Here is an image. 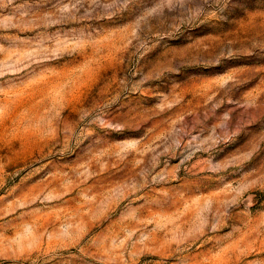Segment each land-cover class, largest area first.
I'll return each instance as SVG.
<instances>
[{
	"label": "rangeland",
	"instance_id": "1",
	"mask_svg": "<svg viewBox=\"0 0 264 264\" xmlns=\"http://www.w3.org/2000/svg\"><path fill=\"white\" fill-rule=\"evenodd\" d=\"M0 264H264V0H0Z\"/></svg>",
	"mask_w": 264,
	"mask_h": 264
}]
</instances>
